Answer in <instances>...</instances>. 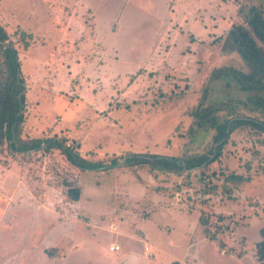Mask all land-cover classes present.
I'll return each mask as SVG.
<instances>
[{
  "label": "rangeland",
  "instance_id": "obj_1",
  "mask_svg": "<svg viewBox=\"0 0 264 264\" xmlns=\"http://www.w3.org/2000/svg\"><path fill=\"white\" fill-rule=\"evenodd\" d=\"M239 6L264 17V0H0L9 39L18 44L22 30L33 42L18 47L22 136H54L103 165L66 184L49 169L56 149L28 151L38 163L24 172L23 153L0 154V264H259L264 135L232 132L218 160L188 179L124 167L135 153L181 156L203 87L207 102L231 91L208 78L214 67L240 65L215 42L241 22ZM24 185L31 197L17 191Z\"/></svg>",
  "mask_w": 264,
  "mask_h": 264
},
{
  "label": "trees",
  "instance_id": "obj_2",
  "mask_svg": "<svg viewBox=\"0 0 264 264\" xmlns=\"http://www.w3.org/2000/svg\"><path fill=\"white\" fill-rule=\"evenodd\" d=\"M237 14L241 17V22H233L225 35L217 37L215 42L222 53L236 56L240 65L224 64L214 67L208 78L209 83L224 80V85L231 91L223 98L207 102L209 89L207 86L203 87L197 104L190 112L192 123L186 133L188 144L181 156L135 153L125 161L124 167L146 165L151 170L188 179L193 170H198L200 175H203L202 169L218 160L232 132L249 129L253 134L264 135V17L256 7L239 6ZM17 36L18 44H14L0 24V154L23 153L20 156V165L24 172L35 170L38 163L34 160L35 153L26 154L28 151L35 149V152L40 151L44 156H48L51 155L52 149H56L58 153L48 164L49 169L55 171L59 179L66 184H75L78 182L80 171L101 168L103 165L101 162L86 161L75 149L66 146L65 141L54 136H22L26 95L20 96L25 81L20 76L18 47L21 46L24 51L33 42L32 36L25 31L21 30ZM3 43H7V47H4ZM235 89L242 93L244 98L233 95ZM20 109L21 113L17 117ZM242 111L250 115L242 114ZM208 142L210 146L207 148ZM214 146L215 158L210 159ZM117 165V160H112L110 167ZM229 178L239 183L246 181L239 175L227 177ZM34 180L40 182V177L33 175L31 181ZM198 223L205 238L214 241L216 232L209 230V220L204 214L199 216ZM260 236L261 240L255 244V256L259 264H264V228L260 230ZM171 264L180 263L172 261Z\"/></svg>",
  "mask_w": 264,
  "mask_h": 264
},
{
  "label": "crops",
  "instance_id": "obj_3",
  "mask_svg": "<svg viewBox=\"0 0 264 264\" xmlns=\"http://www.w3.org/2000/svg\"><path fill=\"white\" fill-rule=\"evenodd\" d=\"M60 56V54H57L56 52H54L53 53V55H52V62L53 63H55V61L57 60V58ZM53 63H51V64H53ZM36 88H38L39 89V86H35V89ZM36 101V104H35V106L36 105H38L39 103H38V99H36L35 100ZM30 103V102H29ZM45 177V176H44ZM42 178H43V176H42ZM42 185V184H41ZM44 185V184H43ZM47 186V187H46ZM44 187H45V190L47 191V193H49V186H48V184L46 185H44ZM16 189H17V191H20V193H21V195L22 196H28V197H31V195H30V193H32L33 191L32 190H28V188L24 185V187H22V188H20L19 186H16ZM54 214H57V212H56V209H55V212H54Z\"/></svg>",
  "mask_w": 264,
  "mask_h": 264
},
{
  "label": "water",
  "instance_id": "obj_4",
  "mask_svg": "<svg viewBox=\"0 0 264 264\" xmlns=\"http://www.w3.org/2000/svg\"><path fill=\"white\" fill-rule=\"evenodd\" d=\"M3 46L4 47H7V43H3ZM17 77H19V69H17ZM25 90H26V86H24V90H23V92L20 94V96L22 95V94H24V92H25ZM19 96V97H20ZM20 113H21V109L19 110V112H18V114H17V117L20 115ZM227 133H228V131H227ZM227 133H226V137H227ZM225 137V138H226ZM224 138V139H225ZM215 148H216V146H215ZM213 156V155H212ZM212 156L210 157V159H212ZM129 157H132V156H127L126 158H129ZM137 157H140V156H137ZM125 158V159H126ZM125 159H124V161H125ZM206 164V163H205Z\"/></svg>",
  "mask_w": 264,
  "mask_h": 264
},
{
  "label": "built area",
  "instance_id": "obj_5",
  "mask_svg": "<svg viewBox=\"0 0 264 264\" xmlns=\"http://www.w3.org/2000/svg\"><path fill=\"white\" fill-rule=\"evenodd\" d=\"M119 250H120V248H119L118 245H111V246L108 247V251H110V252L119 251ZM147 251L148 250L145 249V252H147Z\"/></svg>",
  "mask_w": 264,
  "mask_h": 264
}]
</instances>
